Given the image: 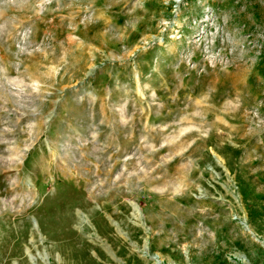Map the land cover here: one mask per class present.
<instances>
[{"label":"rangeland","instance_id":"374dc122","mask_svg":"<svg viewBox=\"0 0 264 264\" xmlns=\"http://www.w3.org/2000/svg\"><path fill=\"white\" fill-rule=\"evenodd\" d=\"M0 264H264V0H0Z\"/></svg>","mask_w":264,"mask_h":264}]
</instances>
